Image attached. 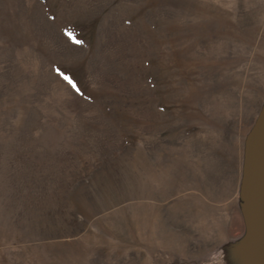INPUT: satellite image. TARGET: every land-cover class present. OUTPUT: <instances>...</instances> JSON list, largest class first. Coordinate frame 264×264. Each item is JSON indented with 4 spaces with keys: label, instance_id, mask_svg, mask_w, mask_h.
Wrapping results in <instances>:
<instances>
[{
    "label": "rangeland",
    "instance_id": "374dc122",
    "mask_svg": "<svg viewBox=\"0 0 264 264\" xmlns=\"http://www.w3.org/2000/svg\"><path fill=\"white\" fill-rule=\"evenodd\" d=\"M263 102L264 0H0V264H253Z\"/></svg>",
    "mask_w": 264,
    "mask_h": 264
},
{
    "label": "water",
    "instance_id": "95a60500",
    "mask_svg": "<svg viewBox=\"0 0 264 264\" xmlns=\"http://www.w3.org/2000/svg\"><path fill=\"white\" fill-rule=\"evenodd\" d=\"M240 198L245 250L253 264H264V102L246 137Z\"/></svg>",
    "mask_w": 264,
    "mask_h": 264
},
{
    "label": "snow or ice",
    "instance_id": "6c2138e0",
    "mask_svg": "<svg viewBox=\"0 0 264 264\" xmlns=\"http://www.w3.org/2000/svg\"><path fill=\"white\" fill-rule=\"evenodd\" d=\"M66 79H67V77H66ZM71 82V81H70Z\"/></svg>",
    "mask_w": 264,
    "mask_h": 264
}]
</instances>
